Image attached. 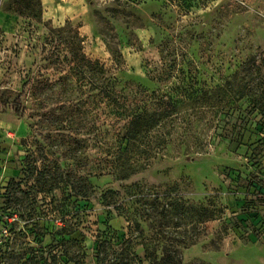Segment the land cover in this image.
<instances>
[{"label":"rangeland","instance_id":"rangeland-1","mask_svg":"<svg viewBox=\"0 0 264 264\" xmlns=\"http://www.w3.org/2000/svg\"><path fill=\"white\" fill-rule=\"evenodd\" d=\"M86 2L61 24L44 19L41 0L0 2V100L31 81L24 116L0 107V264H99L103 241L102 264H264V0ZM79 49L130 98L197 99L166 155L126 180L105 153L123 133L116 106L88 92L99 74L64 79ZM67 97L77 104L63 109ZM49 161L95 170L93 193L35 183L26 168ZM158 197L185 210L144 203Z\"/></svg>","mask_w":264,"mask_h":264},{"label":"trees","instance_id":"trees-1","mask_svg":"<svg viewBox=\"0 0 264 264\" xmlns=\"http://www.w3.org/2000/svg\"><path fill=\"white\" fill-rule=\"evenodd\" d=\"M66 62L70 69L67 76H64L65 80L72 76L76 77L77 75L99 74L97 78L102 81V84L92 87L88 92H97L98 95H101L109 104L112 103L116 106L117 120L120 121L119 123H122L123 133L120 136L121 139L118 144V150L116 152H111L112 146L108 145V151L105 153L106 160H108L107 163L109 165L111 164V169L119 171V175L117 176L120 179L126 180L132 174L149 167L151 161L156 159L157 155H166L167 146L171 144L172 140L170 136L174 134L173 131L177 133L180 128L179 121L182 119L183 106L187 104L189 108L195 109L194 105L197 99H195L196 97L193 95L194 92L188 93V101H192L190 103H185L186 99H183L184 96L177 93L172 95L169 92L154 91L151 92V95L147 94L140 99H136L130 98L129 95L124 94V91L117 92V89L109 82V78L107 79L105 76V67L97 60L93 61L82 52L81 49L78 51L75 50V53L68 56L65 60V63ZM30 84V80L25 82V89L18 93L12 104L0 100V107L3 108L11 105L17 115L24 116L25 110L28 107L23 104L21 98ZM171 91L173 90L171 89L170 92ZM238 93L235 101L241 100V98L246 95L242 90H239ZM59 104L64 109L67 106L68 108L75 106L77 101L67 97L64 100H60ZM54 114V110L48 111L47 117H54ZM170 123L172 124V132L161 134L158 132ZM79 143V146H81L83 141H79ZM77 149L78 147L73 148L75 154ZM110 159L114 160V162L118 161L117 163H122V165L119 166L120 168L112 167L114 164H112ZM98 166L99 170H97V172L105 171L102 165L99 164ZM93 171L88 169L85 170L84 173H80L77 170H73V174H71V172H67L65 169L58 166L57 162L54 163L52 161L43 164L39 169L33 166H28L26 168L28 175L34 177L35 183L40 185L43 184L49 189H56L60 187L61 183H64L66 187L71 188V195L83 198L89 197L94 191L93 185L89 179L98 174H95ZM132 186L140 188L139 184H133ZM14 192L10 191L8 193L9 201L13 200V197H15ZM22 193H26V191H22ZM144 203L149 205L153 211L161 212V214L164 215L171 214L174 207L181 212L185 210L184 205L181 204L179 199L167 202L161 201L158 197L153 202L146 200ZM136 224L137 228L141 227L140 224ZM104 246L105 242L103 241L98 251L99 264L106 262V257L102 255ZM145 249L147 252L148 249L146 247ZM76 263L82 264L80 261H76Z\"/></svg>","mask_w":264,"mask_h":264},{"label":"crops","instance_id":"crops-1","mask_svg":"<svg viewBox=\"0 0 264 264\" xmlns=\"http://www.w3.org/2000/svg\"><path fill=\"white\" fill-rule=\"evenodd\" d=\"M86 4V0H41L44 19L59 24L62 17L74 15L83 10Z\"/></svg>","mask_w":264,"mask_h":264}]
</instances>
